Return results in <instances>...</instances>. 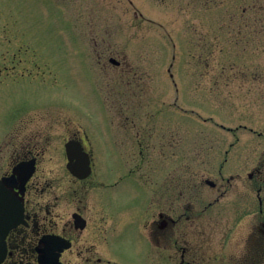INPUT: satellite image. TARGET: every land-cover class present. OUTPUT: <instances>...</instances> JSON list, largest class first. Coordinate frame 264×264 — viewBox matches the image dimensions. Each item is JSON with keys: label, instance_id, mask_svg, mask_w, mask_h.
Returning <instances> with one entry per match:
<instances>
[{"label": "rangeland", "instance_id": "374dc122", "mask_svg": "<svg viewBox=\"0 0 264 264\" xmlns=\"http://www.w3.org/2000/svg\"><path fill=\"white\" fill-rule=\"evenodd\" d=\"M35 110L86 131L118 113L152 129L154 114L173 179L186 166L187 179L223 189L232 166L248 188L245 173L264 165V0H0V136ZM233 229L243 264L249 227Z\"/></svg>", "mask_w": 264, "mask_h": 264}, {"label": "flooded vegetation", "instance_id": "af4514ba", "mask_svg": "<svg viewBox=\"0 0 264 264\" xmlns=\"http://www.w3.org/2000/svg\"><path fill=\"white\" fill-rule=\"evenodd\" d=\"M32 113L13 115L0 136V228L15 223L0 235V264H234L238 221L249 227L243 264H264L263 163L245 173L255 181L248 188L245 169L232 166L223 189L187 179L186 166L173 179L170 140L156 135L154 114L152 129L135 128L141 115L118 113L86 131L63 114Z\"/></svg>", "mask_w": 264, "mask_h": 264}, {"label": "water", "instance_id": "95a60500", "mask_svg": "<svg viewBox=\"0 0 264 264\" xmlns=\"http://www.w3.org/2000/svg\"><path fill=\"white\" fill-rule=\"evenodd\" d=\"M13 217H10V222H6L2 225V229L0 228V230L3 231V233L1 232L0 235H3L4 232H7L12 226L15 225V223L12 221ZM5 230V231H4ZM3 254L4 253V249L3 250H0V254Z\"/></svg>", "mask_w": 264, "mask_h": 264}]
</instances>
